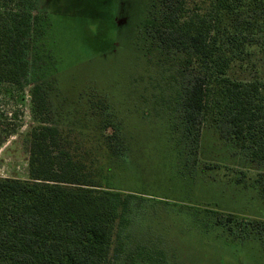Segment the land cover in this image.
<instances>
[{"label": "trees", "instance_id": "trees-1", "mask_svg": "<svg viewBox=\"0 0 264 264\" xmlns=\"http://www.w3.org/2000/svg\"><path fill=\"white\" fill-rule=\"evenodd\" d=\"M26 1L12 3L31 12L36 0ZM10 2L0 0V86L18 75L20 83L35 84V125L26 136L28 178L0 177V264H118L134 245L156 254L149 222L133 219L142 200L169 206L171 214L177 204L133 195L122 182L132 173L146 175V162L178 159L176 170L185 177L200 162L215 169L202 144L205 127L231 151L238 169L256 173L254 188L264 205V0H149L135 32L166 59L163 65L174 68L167 89L171 105L160 124L151 125L146 112L149 127L143 128L128 126L111 104H102L93 135L51 122L56 114L40 91L60 72L43 39L52 38L47 32L54 19L33 15L19 50L14 26L4 18ZM184 210L190 213L179 232L190 223L200 233L217 229L264 246V218L198 217L192 208ZM112 253H118L116 261Z\"/></svg>", "mask_w": 264, "mask_h": 264}, {"label": "rangeland", "instance_id": "rangeland-1", "mask_svg": "<svg viewBox=\"0 0 264 264\" xmlns=\"http://www.w3.org/2000/svg\"><path fill=\"white\" fill-rule=\"evenodd\" d=\"M2 1H11L4 18L14 26L19 50L24 44L25 24L33 15L41 13L54 19L47 32L52 38L43 39L51 45L60 72L46 91H40L47 95V103L56 114L57 120L51 122L93 135V126L101 120L98 109L102 104H111L128 126L139 123L149 127L144 119L146 112L151 125L163 122L171 105L167 89L175 71L169 64L163 65L166 59L135 32L149 10V0H36L31 12L18 10L12 3L28 5L26 0ZM13 61L20 74L21 64L16 65L15 56ZM18 79L11 77L0 86V177L27 179L26 136L35 125L30 99L35 84L20 83V75ZM202 144L215 158L211 160L217 165L215 169H204L205 164L200 162L194 175L185 177L176 170L178 159L164 165L146 162V175L132 173L122 182L133 195L177 205L171 214L166 210L169 206L142 200L133 221L149 222L153 237L148 239L160 251L142 253L134 245L118 264H142L144 260L146 264H264L260 242L236 240L217 229L200 233L190 223L179 232V222L190 213L184 210L187 207L198 217L235 213L242 219L264 218V205L254 188L256 173L238 169L229 159L231 151H225L210 127L203 130ZM117 254L112 253L115 261Z\"/></svg>", "mask_w": 264, "mask_h": 264}]
</instances>
